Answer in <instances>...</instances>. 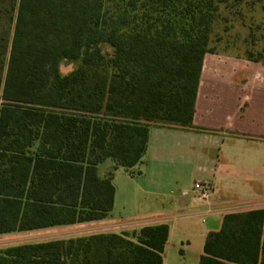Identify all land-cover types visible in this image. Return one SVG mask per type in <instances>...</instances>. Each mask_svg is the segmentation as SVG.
Returning a JSON list of instances; mask_svg holds the SVG:
<instances>
[{
  "label": "trees",
  "instance_id": "obj_1",
  "mask_svg": "<svg viewBox=\"0 0 264 264\" xmlns=\"http://www.w3.org/2000/svg\"><path fill=\"white\" fill-rule=\"evenodd\" d=\"M226 1L15 0L0 83V235L105 219L114 171L142 160L150 127H194ZM63 62L79 65L63 74ZM108 159L115 167L101 176ZM169 232L158 224L17 244L0 264H163ZM199 264H264V208L226 213Z\"/></svg>",
  "mask_w": 264,
  "mask_h": 264
},
{
  "label": "crops",
  "instance_id": "obj_2",
  "mask_svg": "<svg viewBox=\"0 0 264 264\" xmlns=\"http://www.w3.org/2000/svg\"><path fill=\"white\" fill-rule=\"evenodd\" d=\"M243 73L247 74L245 78L241 76ZM193 126L190 129L150 127L148 149L142 160L131 169L119 166L114 171L115 201L105 219L64 226L71 228L61 232L56 230L57 227L37 231L48 233L51 236L48 240H54L94 234H132L144 226L167 224L170 232L163 263L167 264V247L173 236V225L167 218L182 219L179 216L190 214L207 217L211 214L212 227L200 234L204 246L206 235L220 228L226 213L255 209L250 207L253 201L264 199V63L223 52L208 53L201 73ZM245 145L249 146L243 148ZM197 147L207 153L217 150L218 155L222 153V158L210 165H199L197 169L190 157L192 154H189ZM244 149L251 153L248 159L242 158ZM108 160L99 165L101 176L108 175L115 167V162ZM138 165H143L144 170H139L137 179L159 187L158 193L154 194L148 186L139 190L145 195H154V202L136 199L132 183ZM197 172L208 176L200 182L212 186L210 198L206 201L193 198L194 205L185 206L188 189L184 185H175L171 189L163 186ZM167 197L176 200L175 206L156 209L157 203L163 205L162 200ZM117 209L125 216L143 212L140 215L166 213L168 217L162 216L160 218L166 219L156 221L149 219L148 223L136 226L124 221L119 223L113 214Z\"/></svg>",
  "mask_w": 264,
  "mask_h": 264
},
{
  "label": "rangeland",
  "instance_id": "obj_3",
  "mask_svg": "<svg viewBox=\"0 0 264 264\" xmlns=\"http://www.w3.org/2000/svg\"><path fill=\"white\" fill-rule=\"evenodd\" d=\"M15 0H0V83L4 80L7 70V62L10 53V47L14 32L16 10L14 9ZM134 14V13H133ZM214 32L212 34L211 46L216 52H223L233 57L245 58L251 54H262L264 59V0H227L223 3L218 11V17L215 21ZM103 52L112 54L113 49L107 45H103ZM79 65V62H63L60 70L63 74H67ZM245 78L247 74H241ZM156 126L174 127L158 124ZM245 145L243 148L248 147ZM190 157L194 160V165L198 169L199 165L214 163L222 158V153L218 155V151L205 152L201 148H193ZM240 155V152H238ZM242 158L248 159L251 156L250 151L244 149ZM218 155V156H217ZM189 157V158H190ZM108 162H111L108 160ZM139 170L143 171V165H138L133 177V189L137 193L138 201L154 202V195H145L139 191L147 186L152 188L151 193H158V185L147 181L137 179L140 176ZM205 174L200 172L194 173L191 176L180 179L173 184H164L165 189H171L175 185H184L188 189V194L185 195V206L194 205L193 196L195 195V184L199 180L206 179ZM204 182V181H201ZM157 197V196H156ZM146 198V199H145ZM163 205L157 203L156 209L169 208L175 206L174 198H165L162 200ZM251 208H264V199L255 200L250 206ZM138 214L126 215L117 209L113 214L114 218L120 222L133 223L138 226L149 221H156L168 217L165 214L153 213L149 215ZM212 215L190 214L179 216L182 219L170 216L169 221L173 225V236L168 244L166 253L167 264H199V257L203 252V238L201 233L210 229ZM126 217V218H125ZM211 218V219H210ZM219 219V216L217 217ZM210 219V220H209ZM71 226V225H70ZM58 226L56 230L59 232L68 230L71 227ZM35 231V230H34ZM37 231V230H36ZM57 231V232H58ZM11 233L0 235V251L8 247L23 244L46 241L51 236L48 233ZM56 232V231H55ZM48 235V236H47ZM56 236V235H54ZM189 241V242H187Z\"/></svg>",
  "mask_w": 264,
  "mask_h": 264
},
{
  "label": "built area",
  "instance_id": "obj_4",
  "mask_svg": "<svg viewBox=\"0 0 264 264\" xmlns=\"http://www.w3.org/2000/svg\"><path fill=\"white\" fill-rule=\"evenodd\" d=\"M195 195L193 196L194 199L200 201H206L210 198L212 192V186L208 182H197L195 184Z\"/></svg>",
  "mask_w": 264,
  "mask_h": 264
}]
</instances>
